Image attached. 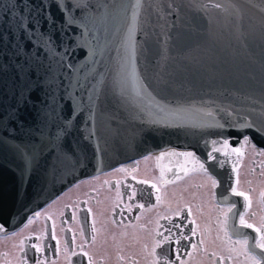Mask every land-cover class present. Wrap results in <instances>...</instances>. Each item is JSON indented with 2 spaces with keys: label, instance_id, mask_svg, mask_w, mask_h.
<instances>
[{
  "label": "water",
  "instance_id": "1",
  "mask_svg": "<svg viewBox=\"0 0 264 264\" xmlns=\"http://www.w3.org/2000/svg\"><path fill=\"white\" fill-rule=\"evenodd\" d=\"M244 131L264 146V0H0V233L154 148L234 158Z\"/></svg>",
  "mask_w": 264,
  "mask_h": 264
},
{
  "label": "flooded vegetation",
  "instance_id": "2",
  "mask_svg": "<svg viewBox=\"0 0 264 264\" xmlns=\"http://www.w3.org/2000/svg\"><path fill=\"white\" fill-rule=\"evenodd\" d=\"M242 142L247 147L243 154L244 157H248L247 163L250 164V167L243 173H239L241 167L235 169L233 165L234 183L225 187L226 189L230 188L227 191L231 192H226L228 195L225 196L221 193L220 189L224 185L221 184V180L219 181L212 175L210 181L203 186L191 183V187L197 186L203 192H206L211 186L209 201L204 199L205 195L202 194L198 198L205 204L197 202V209L194 212L187 205L183 207L180 215H173L170 216L171 219H165L164 213L157 220V217L161 215L158 213L168 209L166 208V191L175 185L177 187L186 179L183 176L179 182L163 180L156 172L159 168V160L153 154H151L153 158L148 162L150 177H147L143 175L146 173L144 168L146 162L141 157L136 161V164L133 163L131 166L120 165L116 168H109L101 176L92 175L81 180L79 184L87 180L90 182L79 188L81 190L79 194H73L71 190L74 189L71 188L75 186V183L71 184L67 191L65 189L52 201L38 209L26 222L13 229L9 234V244L12 247L9 253L13 258L10 257L11 260L2 264H29L27 257H22V252L31 251L32 254H35L37 249L32 245L38 246L40 241L47 236L50 237L51 245L55 249L53 250L54 255L52 251H46V254L50 256V259L55 260L40 259L43 264H88L89 258L91 264H250L246 259L243 246L236 241L248 239L251 244L254 242L252 237H258L259 234L255 233L254 229L241 226L239 217L238 221H233L231 212L233 213L236 209V201L233 198L232 188H235L239 193V181L243 180L244 176L264 177V149H260L258 145L251 142H245L244 139ZM259 149L263 151L262 155L257 152ZM205 169L204 167L201 171L191 173L189 176L200 173L210 178V173ZM134 175L135 178H133ZM137 175L140 177H136ZM212 180L217 182L216 187L212 186ZM118 181L128 183V191L124 184L122 191L118 192L115 187ZM141 181H148V183ZM251 181L250 179L248 183ZM132 185L134 189H132ZM147 190H150L149 193L146 192ZM151 190H155V193H152ZM178 190V193L185 194L179 188ZM68 191L73 195L69 197ZM262 192H264V186L258 190L255 189L253 198L256 205H252L253 198L248 197L247 194L245 195L248 200L239 196L244 202V208L240 214L243 213L245 220L255 227H260L264 223ZM133 193H135L134 197ZM191 194L197 195L195 192H191ZM63 195L67 196L68 202L62 205L61 212H59L56 203ZM180 203L172 204L170 212ZM140 208L143 211L140 212L138 221L136 216ZM229 208H232L231 212H228ZM89 209L91 211H88ZM125 217L129 221H126ZM225 220H227L226 224ZM258 220L259 222H257ZM200 222H207L209 229L206 231L200 229L198 226ZM97 223L105 229L104 236L100 240ZM258 223L260 226L257 225ZM41 226L42 229H40ZM144 227L147 228V231L144 230ZM125 229H132L127 232V237L134 240L132 248L117 245L118 240L116 239L125 236ZM193 230H195L194 235ZM53 233L55 238H53ZM93 237H95L94 240ZM201 240L203 244L200 243ZM154 243H159V247H154ZM103 244L107 247V251L102 256L95 254L92 248H96V245L102 248ZM5 252V250H0L2 255ZM84 252H87L88 255H83ZM73 253L76 254L73 255ZM40 254L39 251V256ZM178 256L179 259H177ZM220 257L224 259L221 260Z\"/></svg>",
  "mask_w": 264,
  "mask_h": 264
},
{
  "label": "rangeland",
  "instance_id": "3",
  "mask_svg": "<svg viewBox=\"0 0 264 264\" xmlns=\"http://www.w3.org/2000/svg\"><path fill=\"white\" fill-rule=\"evenodd\" d=\"M239 145H240L239 146L240 147V150H239L240 151V157L238 159L237 164H235V169L237 167H241L239 169V173H243L244 171H246L247 169H249L250 164L247 163L248 157H244V154H243V151L247 147L243 144L242 139H241ZM142 157H143L142 159L145 160V162H146L145 163V166H144V168L146 169V173H143V175H145L147 177H150V172H149L150 169H149L148 162H149V160L151 158H153V156L148 155V154H145ZM233 175H234V173H233ZM134 177H135V175H134ZM136 177H140V176L137 175ZM184 178L186 180H184L183 182L179 183L177 185V187L175 185V186L171 187L170 189H168V191H166V193H165V197H166V200H167V203H166L167 206H166V208H168V209L166 211H160L158 214H161V215L157 217V220L164 213H165L164 214V218L165 219H171L170 216L176 215L177 212L180 213L182 211L183 207L184 206H187V205H189V209L192 212H194L197 209V205H196L197 202L201 203L202 205L205 204L203 201H201V199L198 198V196H200L202 194L205 195V198L204 199H206L207 201H209V199H211V197H210L211 186L209 187V189L206 192H203L199 187L194 186L195 184H198L199 186L200 185L203 186L204 184H206V183H208L210 181L209 180L210 178H207L204 174H200V173L199 174H194L191 177L189 176V174H187L186 176H184ZM190 178H192V179H190ZM234 178H235V176H234ZM242 179L243 180L239 181V190H240V192H243V193L247 194V196L250 197V198H253L255 189L258 190L259 188H261L262 186H264V177L263 176L260 177V176L254 175V176L251 177V176L247 175V176L242 177ZM250 179L252 181L250 183H248V181ZM81 180H85V179L84 178H79L76 181L72 182V185L75 183V186L73 188H71V189H74V190H71V189H69V190H71L73 192V194H75V193H78L79 194V192H81V190L79 188L81 186H83L85 184H88L90 182L89 180H87V181L82 182V183L79 184V182ZM191 183H194V185L192 184L193 187H191ZM70 186L71 185H68V186L64 187L56 195H54L52 198H50L44 205H46L47 203H49L50 201H52L55 197H57L59 194H61L62 192H64L65 189H66L65 191H67L68 190V187H70ZM178 188L180 190H182L183 192H185V194L184 193H178L179 192ZM189 189H191V190L188 192ZM249 189H251V190H249ZM69 192L70 191H68L67 194H69V197H70V195H73V194H71V192L70 193ZM191 192H195L197 194L196 195L197 197L194 194H191ZM99 193H100V191H99ZM66 202H68L67 196H64V195L61 196L60 199H59V202L56 203V204H58L57 210H59V212H61L62 205L65 204ZM175 202H177V203L181 202V203L178 204V206H175V209L170 212L171 205L174 204ZM252 202H253L252 205H256L254 198H253ZM53 205H55V204H53ZM53 205H51V206H53ZM42 207H40V208H42ZM142 211H143L142 208H140L137 211L136 219L138 221H139V218H140L139 214ZM36 212L37 211H35L34 213H31L30 215L26 216V218L24 219V221L20 225H22L24 222H26L29 219V217L32 216L33 214H35ZM126 221H129L128 218H126ZM257 222H259V220ZM20 225H18L17 227H19ZM257 225L260 226L259 223ZM97 226H98V231H99L98 235H99V240H100L104 236L105 229L99 223H97ZM198 226H199L200 229H203L204 231H206V230L209 229V225L207 224V222H200L198 224ZM40 229H42V226H41ZM145 229L147 231V228L144 227V230ZM131 230L132 229H125V234H124L125 236L120 237V238L118 237L116 239V240H118L117 241V245L118 246H120V247L125 246V248H132V247H134V240L132 238H128L127 237V232H129ZM135 230H136V228H135ZM133 234L135 235L134 232H133ZM9 239H10V235L4 236V237H1L0 236V250H5L6 251L4 253V255H2L0 253V264H2L3 262H7L10 259V257L13 258V256L9 253V251L12 249L11 245L9 244V242H10ZM156 245L157 244L154 243V247H156ZM95 247L96 248H94V247L92 248V250H93V252L95 254H98V255H101L102 256V254H104L107 251V247L105 246V244H103L102 248L99 247L98 245H96Z\"/></svg>",
  "mask_w": 264,
  "mask_h": 264
},
{
  "label": "bare ground",
  "instance_id": "4",
  "mask_svg": "<svg viewBox=\"0 0 264 264\" xmlns=\"http://www.w3.org/2000/svg\"><path fill=\"white\" fill-rule=\"evenodd\" d=\"M246 132L247 131H244L240 135L241 136H247V137H249V139H248L247 142H251L253 144H257L260 149H262V148L264 149V146L262 144L255 142L252 139L251 136L247 135ZM239 136H238V138H239ZM239 143H240V141H239ZM260 149L257 152L262 155V152L263 151H261ZM192 151H194V149H193V147L191 145H189L187 147H177L174 144H172V145H164V146H161V147L152 149L151 150V153L153 155H155L156 157H158V160H159V168H157V170H156L157 174L163 180L170 181V182H174V181L179 182L182 179L183 176H185L187 174L195 173L197 171L198 172L201 171L200 164H203V163L199 160L200 158L199 159L197 158L198 157L197 155H194V156H190L187 174L182 175L179 178H175V180L169 179V175H168L169 168L174 167V166L178 165L181 162V160L183 159V157H185L184 155H181L182 153H191ZM141 157L142 156H138V157H133V158L127 159L122 164H121V162H119V163L113 165L110 168H116V167H118L120 165H122V166H131V165H133V163L136 164V161L140 160ZM239 157H240V151L236 154V156L234 158H231V159H221V160H217V161L215 160V162L213 163V166L211 167L212 168V172L209 174V176L212 177V174H217L218 175L219 180L221 179V184L223 183V185H224L220 189V191L225 196L228 195L226 192H231V191H227V190H230V188L229 189H226L225 187H226V185H229V184L232 185L234 183L235 170H233V165L235 166V164H237ZM259 164H261V163H259ZM204 167H205V165H204ZM256 169H259V168L256 167ZM105 172H106V169H103V170H100V171H97V172L88 174L86 176H83L81 178L87 179V178H89L92 175H94V176L95 175L101 176V174L102 173L104 174ZM233 173H234V175H233ZM71 184L72 183H70V185ZM124 184L126 186V190L128 191L129 184L126 183L125 181H123V182L122 181H118L115 184L116 185L115 186L116 187V190L118 192H121L122 191V186ZM132 189H134V186L133 185H132ZM149 191L147 190L146 192L149 193ZM151 192L152 193H155V190H151ZM262 193H264V192H262ZM262 193H261V203H262L263 208H264V196H262ZM233 198L236 201V209H235V211L233 210L234 211L233 213L231 212V217H232L233 221H238L237 218L239 217L240 212L243 211L244 202H243V200L241 198H239V195H237L236 193H234ZM38 209H36V211ZM30 214L31 213H27V216L30 215ZM69 221H70V219H69ZM12 231H13V229L7 230L5 232H2V233H0V236L1 237L7 236ZM43 241H45V243H43ZM38 247L43 248V252H41L40 256H39V251H36L35 254H32L31 251H29V252H25V251L22 252V257L23 258H26L27 257V260L29 261V264H35L37 262V260H40V259L41 260H45V261L46 260H49V261L55 260V259H50V256H48L46 254V251H52V253L54 255V251L53 250L55 249V247L53 245H51L50 237L49 236H47L42 241H40Z\"/></svg>",
  "mask_w": 264,
  "mask_h": 264
},
{
  "label": "snow or ice",
  "instance_id": "5",
  "mask_svg": "<svg viewBox=\"0 0 264 264\" xmlns=\"http://www.w3.org/2000/svg\"><path fill=\"white\" fill-rule=\"evenodd\" d=\"M140 3H141V0H136L137 6H139ZM217 7H219V5H217ZM121 91H123V90L121 89ZM247 127H251V125H247ZM248 139H249V137H247V136L244 137L245 142H247ZM213 143L215 144L216 142L213 141ZM228 143H229L228 140L223 141L225 148L228 146ZM218 151H221V149H217V148L213 149V152H218ZM233 151L239 152V149H233ZM181 155L192 156L193 153H182ZM208 158L209 159H215V156H213L212 152H209ZM200 168L204 169V165L200 164ZM205 171H207V170L205 169ZM133 178H135V177H133ZM177 178H179V177H177ZM210 179H211V177H210ZM141 182L142 183H148V181H141ZM216 184H217V182L215 180H212V186L216 187ZM232 192L236 193L239 196H243L245 198V200H248V197L245 195V193H243V192L237 193L235 188H232ZM132 195L134 197L135 193H133ZM262 196H264V193H262ZM249 204H250V201H249ZM140 207H143V205H140ZM233 207H235V205H233ZM88 211H91V209H89ZM231 211H232V208H229L228 212H231ZM37 215H39V213H37ZM176 215H180V213L177 212ZM225 215H227V214L225 213ZM113 222L115 223V221H113ZM239 222H240V225L243 227L254 229L255 233H258L259 235H258V237H252L254 242L251 244H249L248 239L238 240V241H236V243H239L243 246L246 259L250 262V264H264V223H262L260 227H255L253 224H250L245 220V216L243 213H241L239 215ZM224 223L226 224L227 220H225ZM0 228H2V226H0ZM194 234H195V230H193V235ZM53 238H55L54 233H53ZM92 239L94 240L95 237H93ZM165 239H167V238L165 237ZM200 243L203 244V241L201 240ZM156 246L159 247V243H157ZM32 247L37 249V251L43 252V248H39L35 244H33ZM257 249H259V251H257ZM75 254L76 253H73V255H75ZM83 255L87 256L88 253L84 252ZM177 259H179V256L177 257ZM220 259L223 260L224 258L220 257ZM36 264H43V261L37 260ZM88 264H91L90 258H89Z\"/></svg>",
  "mask_w": 264,
  "mask_h": 264
}]
</instances>
